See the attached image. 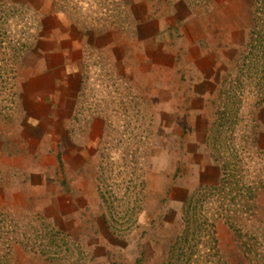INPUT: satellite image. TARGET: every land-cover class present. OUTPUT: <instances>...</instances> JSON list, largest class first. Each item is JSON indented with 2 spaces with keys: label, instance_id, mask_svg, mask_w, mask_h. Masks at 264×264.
I'll return each mask as SVG.
<instances>
[{
  "label": "rangeland",
  "instance_id": "obj_1",
  "mask_svg": "<svg viewBox=\"0 0 264 264\" xmlns=\"http://www.w3.org/2000/svg\"><path fill=\"white\" fill-rule=\"evenodd\" d=\"M62 1L63 10H36L35 0L0 10V118L7 122L18 119L22 77L42 70L37 57L43 50L60 43L78 58L70 44L83 38L81 0ZM84 12L91 16L97 10ZM86 33L91 35L90 30ZM91 54L81 101L85 106L92 103L107 118L101 147L92 162L66 177L64 186L74 205L61 199L19 201L0 189V240L5 241L1 257L8 264H161L181 229L183 202L200 195L213 204L226 264H250L241 241L255 244L253 248L264 244V65L253 64L254 49L244 44L225 66L221 93L213 104V126L203 145L188 141L191 136L185 134L192 128L171 125L170 96L146 95L145 81L139 77L137 83L116 81L128 77L121 66L105 63L110 84L97 85L99 72L93 65L99 58ZM37 140L30 145H43ZM210 153L228 168L241 164L251 173V182H256L251 205L243 207L229 187L199 191L209 183L200 179L196 163ZM242 195L249 197L247 192ZM236 216L245 229L229 226ZM46 225L62 231L69 241L67 250L61 241L51 245L62 251L56 260L34 251ZM45 237L52 239L50 234ZM6 239L26 245L9 241L8 247Z\"/></svg>",
  "mask_w": 264,
  "mask_h": 264
},
{
  "label": "crops",
  "instance_id": "obj_2",
  "mask_svg": "<svg viewBox=\"0 0 264 264\" xmlns=\"http://www.w3.org/2000/svg\"><path fill=\"white\" fill-rule=\"evenodd\" d=\"M32 2L0 0V10ZM62 2L35 0L36 10H63ZM80 10L83 38L70 44L78 58L52 42L37 57L42 70L22 77L18 119L0 118L4 196L10 193L19 201L29 197L30 202L61 199L74 205L64 186L66 177L92 162L107 126L102 112L81 101L91 53L99 58L93 65L99 72L97 85L109 83L105 63L121 66L128 77L116 81L137 83L140 78L146 95L170 96L171 125L192 128L185 134L191 136L188 141L203 145L224 68L243 48L252 23L251 0H81ZM84 10L97 12L89 16ZM177 119L182 123H175ZM36 137L43 145H30ZM210 159L207 155L196 165L200 179L215 184L220 170Z\"/></svg>",
  "mask_w": 264,
  "mask_h": 264
},
{
  "label": "trees",
  "instance_id": "obj_3",
  "mask_svg": "<svg viewBox=\"0 0 264 264\" xmlns=\"http://www.w3.org/2000/svg\"><path fill=\"white\" fill-rule=\"evenodd\" d=\"M251 8L252 23L249 28L245 46L250 50L254 49L255 54H253L251 60L255 66H259L261 64L264 65V0H252ZM220 93L221 91L219 95ZM212 126L213 124L211 128ZM210 156L219 166V179L215 184L202 186L199 188V191L210 192L216 188L224 189V187H229L230 191L233 189L235 190V194L239 196V201L243 202V207L246 204L251 205L256 192V190L253 189V185L256 182L252 179V183L249 178L251 173L246 172V169H243L241 164H235V167L228 168V163L226 161L220 162L218 157H213L211 153ZM261 181L263 180H260V182ZM262 185L264 186V182ZM99 192L101 199L104 201L103 193H101V190H99ZM243 192H247L249 197L243 196ZM200 199V195H197L183 202L181 229L169 244L161 264H226L219 250L215 228L217 217L215 216L216 213L214 212L213 204L211 201H208L210 200L209 198H207L208 200ZM102 217L106 220L104 214H102ZM236 219L237 220L227 222L229 226L236 228L237 231L245 229L246 226L241 228L245 225L243 224V220H238V217ZM40 232L45 236L46 234L52 235V239L44 236L41 240V244L35 248V252H39L41 255L51 260H56L58 255H61L60 253H62V251L51 248V245L61 241V245L65 246L66 250L68 249L69 241L65 238V234L62 231L53 227L50 228L46 225ZM6 240V244L11 241L12 243L17 242L21 245H26V242L24 243L19 239ZM11 242L8 243V247L11 245ZM3 244H5V241L0 240V246ZM252 244L253 243L241 241L240 246L247 247L244 252L250 264H264V244L256 248H253L255 244ZM0 264H8L1 255Z\"/></svg>",
  "mask_w": 264,
  "mask_h": 264
}]
</instances>
